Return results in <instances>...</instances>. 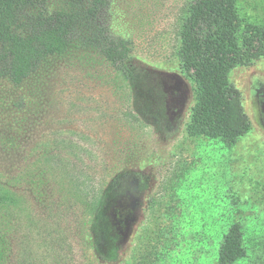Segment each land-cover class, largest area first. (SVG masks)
<instances>
[{"label": "rangeland", "instance_id": "obj_1", "mask_svg": "<svg viewBox=\"0 0 264 264\" xmlns=\"http://www.w3.org/2000/svg\"><path fill=\"white\" fill-rule=\"evenodd\" d=\"M190 2L110 0L99 22L128 41L135 79L80 45L21 85L0 79V184L22 199L2 214L11 264H100L86 205L127 173L139 176L133 191L111 199L106 215L117 264H217L235 223L248 247L237 264H264V59L229 76L250 133L233 145L190 137L195 91L178 57ZM238 3L264 24V0Z\"/></svg>", "mask_w": 264, "mask_h": 264}, {"label": "trees", "instance_id": "obj_2", "mask_svg": "<svg viewBox=\"0 0 264 264\" xmlns=\"http://www.w3.org/2000/svg\"><path fill=\"white\" fill-rule=\"evenodd\" d=\"M109 2L62 0L59 7L49 9L44 0H0V79L21 85L42 62L65 54L74 45L97 50L121 76L135 79L128 41L115 37L99 22ZM179 36L181 71L193 83L196 100L187 134L237 143L250 133L252 124L229 76L237 68L264 59V24L247 21L238 0H191ZM135 177L139 176H116L87 202L88 240L100 264L121 260L117 240L108 236L117 227L107 218V207L111 199L133 191ZM21 203L18 193L0 184V264H11L10 228L2 214ZM243 230L241 223L229 228L217 264H237L248 257Z\"/></svg>", "mask_w": 264, "mask_h": 264}, {"label": "flooded vegetation", "instance_id": "obj_3", "mask_svg": "<svg viewBox=\"0 0 264 264\" xmlns=\"http://www.w3.org/2000/svg\"><path fill=\"white\" fill-rule=\"evenodd\" d=\"M263 97H264V95H263Z\"/></svg>", "mask_w": 264, "mask_h": 264}]
</instances>
